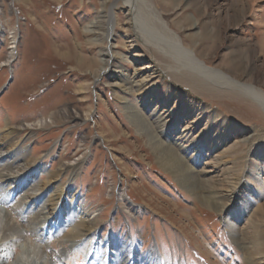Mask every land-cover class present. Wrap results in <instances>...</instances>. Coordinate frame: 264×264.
<instances>
[{"label":"rangeland","instance_id":"obj_1","mask_svg":"<svg viewBox=\"0 0 264 264\" xmlns=\"http://www.w3.org/2000/svg\"><path fill=\"white\" fill-rule=\"evenodd\" d=\"M135 1L139 23L127 0H0V153L24 154L14 180L31 174L34 212L50 200L60 223L41 241L27 202L0 189V248L23 264H103L105 247L143 264H264V110L234 85L254 75L264 89V0ZM144 2L234 89L149 42ZM149 132L193 184L160 164ZM60 186L87 235L53 201ZM7 211L22 236L2 231Z\"/></svg>","mask_w":264,"mask_h":264},{"label":"bare ground","instance_id":"obj_2","mask_svg":"<svg viewBox=\"0 0 264 264\" xmlns=\"http://www.w3.org/2000/svg\"><path fill=\"white\" fill-rule=\"evenodd\" d=\"M127 1H128V3H130V11H131L132 18L135 20V22H138L139 18H141V15H139L140 10L138 7V5H140V4H138V3H140V1L139 2L138 1L136 2L135 0H127ZM144 4L147 5V14L148 15L151 14V19L154 21L156 28H157V29L155 28L153 30L148 29V31L145 30L146 32H149V36L146 37L147 39H151L149 42H153L152 43L153 45L159 47L162 50H165V51L168 50V51L172 52L173 55H175V58L185 62L187 65L190 66V68H192V67H194L195 69L198 68L197 70L200 69L203 74H205V72L208 73V75L211 76V79H213L212 81L216 82L217 84H220L221 86H223V84H224L225 86H229V87H232L234 89V87L232 86V84H234V83H228L227 80H222V78L220 79V75H219V73H217V71H213L210 68H208L207 66H205L202 62H200L199 60H197L195 58L194 52L192 50L186 49L184 46H182L181 42H178V40L176 38L177 35L171 31H169L166 28L165 22L163 21V19L160 17V15L158 13L156 14L154 12L152 5H150L146 2H144ZM137 28L140 29V27H137ZM142 31H143V28H142ZM151 32H152V34H151ZM151 35H154V36H151ZM123 77H124V75H123ZM254 78L255 77L253 75L247 83H245V84H239L238 83V85L237 84H234V85H236L238 88L236 90H238V91L240 90L242 94H244L246 97H249L251 100H253L255 103H257L264 110V89L256 86L257 84L254 81ZM221 82H223V83H221ZM141 123L143 125V128H145L146 124L143 122H141ZM148 135L151 136L150 137L151 140L155 143L154 149H155L156 154L158 155V159H159L160 164L165 169H168V170L172 169L173 174L177 175L180 178H183L184 180H187L190 184H193V181L195 179L192 176H188L191 173V170H190V167L185 165V162L183 161V159H181L180 156L174 152V150L167 148V146L164 147V146L160 145L159 140H157V137L156 136L154 137V135L152 133L149 132ZM14 145H16V144H14ZM23 157H24V154L22 152L20 153L16 146L15 147L12 146L10 149H7L6 151H1V153H0V189L5 192V197L3 199V203L9 204L11 201L10 199H12V196L16 193L19 194L20 195L19 197H21V199L18 203H24V201H26L27 203L25 204L26 205L25 210L27 211V213H29L28 216L29 215L31 217L34 216L32 221H28V218H26V222H29L28 223L29 228L27 230H30L32 232L33 236H37L41 241H44L47 238L46 236H48L51 233V231L55 228V226L58 227L60 225V223L58 222L59 215H57V210H58L57 205L60 202H58L57 205L55 204V206H57V207L54 208V207L49 206L50 200L49 201L47 200L45 205L49 206V207L45 206V209H42L39 212H34L35 204H37V202H39V201H42V195L38 198V197H36L37 195H33L32 193L31 194L29 193L30 191L28 188L31 187V185L33 184L34 178L30 174L27 177L25 176L22 179L20 178L18 181L14 180L15 176H16L14 168L16 167V165H18V167H19V165H21V163H22L21 160L23 159ZM65 169H70L72 171V179H73L76 176L78 166H76V167L75 166H69L67 168L65 167ZM48 177L50 179L48 185H50L49 187H50V189H52V188H54L53 185H54V181L56 180L57 175L54 172H49ZM188 177H190V178H188ZM12 180H14L15 182H13ZM209 183L210 182L207 181V187H210ZM7 186H9L10 188L7 189V191H6L5 187H7ZM213 188H214V186H213ZM55 190L59 191V193H54V195H57V199L55 198V199H53V201L54 200H60V199L68 200L69 205L73 208V210H72L73 212H71L72 213L71 215H74L77 217V221L72 222V224L75 225V227H76L75 232L80 234L81 236L83 234L87 235L91 229V227H89L87 229V227L89 226L88 223H90L91 221H89L88 219H84L85 217H83V215L78 211L79 210L78 208L80 206L79 203L81 202L80 197L78 196L76 202L73 203V205H72V203L69 200L70 197L68 194L69 192H68L67 187L60 186V187L56 188ZM49 193H50V191H49ZM44 195H45V193H44ZM54 195H53V197H55ZM18 203L14 202L13 206H15V209L13 210V212L14 213L15 212L16 213L21 212V214L18 216H21L23 218V215H22L23 211L20 208V206L18 205ZM207 203L210 204V202H207ZM64 205L65 204H63V207H62V213H64V211H63ZM47 209H51L54 212L52 214H50L49 216H45V214H46L45 212ZM11 214H13V213H11L10 211H7V216H5L6 220H5V224L2 227V231H5V232L6 231H10V232L14 231L17 233L14 234V232H13V234L18 235L20 237V236H22L21 234L23 233V232L21 233L20 230L18 231V229H19L18 226H20V224H18L17 222L11 223V221L14 219V217ZM63 216H65V219H66L65 221L69 222L70 217L69 216L66 217L65 214H63ZM43 219H44L43 225L47 226V228H48V231H46L47 233L44 232L45 230H43V229L39 230V229L35 228L36 226L34 227V225L38 221H41ZM1 222L3 223V221H1ZM66 239H67V237H66ZM104 251H105L104 252L105 255H104V259H103V264H105V262H106V264H143V263L137 262L136 259L132 258L131 255L127 256L125 253L124 254L123 253H120V254L114 253V251L110 247H109V249L107 247H105ZM60 256H58V257H60ZM12 257H13L12 255L10 256L9 254L4 253V251L0 248V264H18L20 261H22L19 259H15L14 262L11 263L10 260ZM148 260H149V263H144V264H156V262H157V261H155V259L153 257H148ZM19 264H23V263H19Z\"/></svg>","mask_w":264,"mask_h":264}]
</instances>
